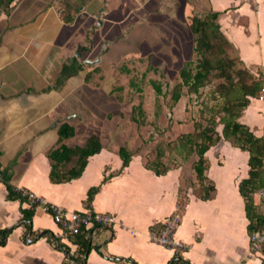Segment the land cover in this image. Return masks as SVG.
<instances>
[{
	"label": "crops",
	"instance_id": "1",
	"mask_svg": "<svg viewBox=\"0 0 264 264\" xmlns=\"http://www.w3.org/2000/svg\"><path fill=\"white\" fill-rule=\"evenodd\" d=\"M146 1L126 0L125 4L124 0H15L7 12L0 11V230L12 228L0 245V264H168L175 250L151 241L148 232L178 210L181 217L174 236L185 243L180 255L189 264H264V246L250 252L249 220L239 191L240 181L249 176V152L222 136L221 123L216 126L219 140L204 153V180L198 179L193 168L198 159L195 153L186 156L183 150H173L167 155L170 167L157 175L145 166V154L116 142L118 135L128 134L127 143L140 139L143 132L129 130L131 122L138 120L128 101H123L122 92L127 88L121 74L129 71L130 59L146 60L153 74L171 73L170 79L179 78L183 64L194 61L190 59L195 53L193 17L204 19L215 14L214 22L230 43L239 66L248 70L255 81L264 83V0H155L148 8L150 14H140ZM136 11L143 22L150 16L169 17L179 40L166 38L173 52L162 50L161 43L154 56L150 51H135L115 67L109 57L111 47L117 39L129 36L130 30L124 24ZM140 23V33L146 37L150 26ZM155 31L153 27L152 33ZM163 31L169 30H158L159 40ZM183 41L189 47L187 56L179 50ZM122 52L125 56L120 58L130 55ZM72 59L80 65L78 71L56 86L62 65ZM154 82L161 87L160 95L166 93L161 83ZM93 90L104 92L115 102L116 106H109L108 111H119L121 121L110 128L107 144L95 133L102 148L88 157L79 177L52 182L47 152L60 143L83 145L93 134L77 138L75 129H87L83 120L95 118L88 104L81 103L82 98L93 96ZM183 92L193 93L184 86L179 100L169 104L173 118L169 130L175 133L171 141L194 130L195 121L187 119V94ZM248 99L236 121L264 140V103L256 96ZM123 112H132L135 118L131 121L127 114L124 120ZM63 122L74 128V134L59 142L57 128ZM121 146L131 152L124 167L118 154ZM7 183L68 211L110 213L115 223L97 230L93 248L81 255L72 235L59 236V227L42 205L35 207L27 230L20 222L21 208L30 205L19 198L9 199ZM209 184L213 190L204 198V187ZM91 187L98 190L89 203L87 192ZM253 199L263 212L264 204L257 192ZM47 231L58 236L59 244L66 245L69 251L44 235ZM34 234H40L39 238L33 240Z\"/></svg>",
	"mask_w": 264,
	"mask_h": 264
},
{
	"label": "trees",
	"instance_id": "2",
	"mask_svg": "<svg viewBox=\"0 0 264 264\" xmlns=\"http://www.w3.org/2000/svg\"><path fill=\"white\" fill-rule=\"evenodd\" d=\"M15 0H0V11L7 12ZM216 15L208 18L193 17L192 31L196 35L195 53L198 56L197 62L187 61L179 69L180 81H177L170 90V103L175 104L182 95V87L186 86L187 91L197 93L199 88L210 82L212 78H221L214 86V92L223 98L221 111L218 120L207 122L206 124L194 123L192 132L183 133L177 139L167 142H161L145 157V166L151 169L155 174H164L170 167V157H167L173 150H182L188 156L195 153L198 159L193 168L199 180H204V171L207 168L205 151L215 144L220 135L216 130L218 123L223 125L222 136L229 140L233 145L249 152V176L239 183V191L244 199V208L246 217L249 220L247 229L249 233L253 230L264 229V211L261 212L259 206L254 204L253 194L258 189L264 187V140L256 138L248 128L236 121L241 110L248 104V96H257L261 83L255 81L252 74L243 66H239L236 57L233 56L230 43L220 32L218 25L214 22ZM79 64L75 59L64 63L60 73L55 81V85L61 84L67 77L71 76L79 69ZM154 89L157 94L161 93V87L154 81ZM169 103V104H170ZM140 109V108H139ZM220 110V109H219ZM141 111V110H139ZM135 112V109L133 110ZM223 112V113H222ZM134 119V115L132 116ZM216 122V124H215ZM58 140L70 137L74 134V128L66 123H60L57 128ZM102 146L100 138L96 134H91L83 145L74 147L60 143L57 147L47 152L50 160L49 178L52 182H66L77 178L83 172L89 156L100 152ZM122 159V167L127 166L131 157V152L124 146L118 150ZM7 197L19 198L21 201H28L18 189L7 183ZM98 187H91L87 192V202H91L94 193ZM213 186L209 184L204 187V198L209 196ZM183 202L179 203L181 207ZM37 205L32 204L29 208H21L22 219L20 222L30 229L29 221ZM23 220V221H22ZM12 228L0 230V245L5 243L8 234ZM44 232V235L53 237L50 231ZM40 234H34L33 240L39 238ZM76 244V251L81 255L89 252L93 245L85 237L84 232L71 236ZM61 248L69 251V248L61 243ZM173 259L168 264H189L182 259L180 253L175 252ZM132 262L131 259H123Z\"/></svg>",
	"mask_w": 264,
	"mask_h": 264
},
{
	"label": "rangeland",
	"instance_id": "3",
	"mask_svg": "<svg viewBox=\"0 0 264 264\" xmlns=\"http://www.w3.org/2000/svg\"><path fill=\"white\" fill-rule=\"evenodd\" d=\"M124 1L125 4H127L126 0ZM154 2L155 0H147L144 8L140 9V14H150L152 11H150L148 8L150 6L153 7ZM139 18L140 17L138 16L137 11L134 12V14H131V17H129L127 22L124 24L130 30L129 36L125 39H117V43H114L115 46H113V44L111 47V53L109 57L111 58V60L114 61L113 63L115 67H117L118 64H121V59H126L127 57L131 58L132 54L135 51H138L139 53L150 51L154 56L156 53H154L155 50H158L159 52V47L161 46V43L164 46L162 50L173 52L172 46L169 42H167L166 38L172 39L171 37H174L175 39H178L179 33L175 28H173V25L170 24L171 19L167 16H154V18L150 16L145 22H143V20ZM155 20L156 22H154ZM140 22L144 23V27L150 26L149 30L151 31L149 32V34L146 32V37H144L140 33V31L143 30L142 27H140ZM152 26L156 27V34L152 33ZM157 29H168L169 31H163L162 39L159 40V38L161 37L157 38L158 35L160 36V33H157ZM185 44L186 43L183 41L181 46L179 45V50L182 56H187L189 54V47H186ZM122 51L129 52L130 55L120 58L122 56H125L123 55L124 53ZM190 59L194 60H190L192 61V64H194L196 59H198L197 54L193 53ZM117 60H119V62H116ZM149 62L152 63L151 60ZM151 66L152 65L148 64L146 60H133L131 62L130 59L128 68L129 71H123L121 74L124 86L125 88H127L126 90H124V92H122L124 93L123 101H128V103L131 105L130 107L133 108V110L135 109V112L133 113H135L134 115L138 120H133V122H131L132 125H130L129 130H132V132L134 133L140 130L143 131L139 134L140 139L143 141V143L142 141H140V139L136 138L133 141H128L127 143H124L125 138L128 137V134L125 133L122 135H118V141L120 142H116L120 145H124L130 148L131 150L133 149L134 152L140 150L139 152L145 154L144 157H146V155L150 153V151L154 148L156 144L167 141L169 142V140L175 136V133L169 130V121L173 119L171 116V108L169 107V93L172 89V86L177 81H180V78L177 77L175 79H170L169 76L171 75V73L168 74L163 72L162 75H158V72H156L155 74H153V71L150 68ZM153 77H156V80H154ZM158 77L160 78L159 80H157ZM130 79H132L131 83H129ZM152 81H157L161 83L162 89L165 90L166 93L157 95L156 91L154 90V85ZM218 81H222V79H217V77L212 78L210 82H207L206 85L200 87L196 94L183 92L184 94H187L184 103L188 106V120L202 124H206V121H214L213 119H211L212 117H214L215 121L218 120L217 118L220 114L217 111H221V108L223 106V98L219 96L216 92H214V86ZM92 93L93 96L91 95ZM92 93H88V95L91 96H88L87 98H82L81 103H83V105H85V103L88 104V106L90 107V112L95 118H93V121L83 120V125L87 129H83V126L75 127L76 137L78 135L82 136V134H90L93 132V134H99L103 143L107 144L110 136V128L119 124V122L121 121V113L119 114V111L116 112L114 109H110V112L108 111L109 106L112 105L114 108L116 104L111 98H108V96L104 94V92H97L93 90ZM106 111L109 113L107 114ZM127 114L129 116V119H131L132 121V112H123L124 120L126 119L125 117H127ZM129 130L127 133H130ZM188 130L191 129L189 128ZM179 135L177 137H179ZM76 137L74 139H76ZM60 141L64 140L61 139Z\"/></svg>",
	"mask_w": 264,
	"mask_h": 264
},
{
	"label": "built area",
	"instance_id": "4",
	"mask_svg": "<svg viewBox=\"0 0 264 264\" xmlns=\"http://www.w3.org/2000/svg\"><path fill=\"white\" fill-rule=\"evenodd\" d=\"M57 14H60L59 9L55 8ZM100 11L99 14H102ZM97 17L96 14H94ZM256 98L264 103V83L261 84ZM2 176L0 173V181ZM24 196L28 198L29 205H42L51 214L54 222L59 227V236L65 238L68 235H76L83 233L92 243L95 238V232L100 229H108L115 223V218L110 213L97 212L92 210L84 211H68L57 205H48L42 197L36 196L27 189H18ZM257 193L264 204V187L257 190ZM181 212L178 210L171 217L165 220L158 228L151 227L148 232L149 239L162 246L172 248L177 253H181L185 249V243L175 238V231L179 225ZM54 244L58 245V239L55 236L51 237ZM264 246V229L253 230L249 234V249L250 252H257Z\"/></svg>",
	"mask_w": 264,
	"mask_h": 264
},
{
	"label": "bare ground",
	"instance_id": "5",
	"mask_svg": "<svg viewBox=\"0 0 264 264\" xmlns=\"http://www.w3.org/2000/svg\"><path fill=\"white\" fill-rule=\"evenodd\" d=\"M217 103H218V101H217ZM261 137V136H260ZM264 251V250H263Z\"/></svg>",
	"mask_w": 264,
	"mask_h": 264
}]
</instances>
